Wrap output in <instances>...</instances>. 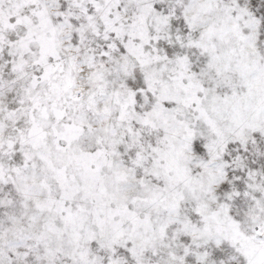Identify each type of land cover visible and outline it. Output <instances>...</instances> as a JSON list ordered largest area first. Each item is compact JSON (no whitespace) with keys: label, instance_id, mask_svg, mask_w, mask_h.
I'll list each match as a JSON object with an SVG mask.
<instances>
[{"label":"snow or ice","instance_id":"snow-or-ice-1","mask_svg":"<svg viewBox=\"0 0 264 264\" xmlns=\"http://www.w3.org/2000/svg\"><path fill=\"white\" fill-rule=\"evenodd\" d=\"M0 264H264V0H0Z\"/></svg>","mask_w":264,"mask_h":264}]
</instances>
